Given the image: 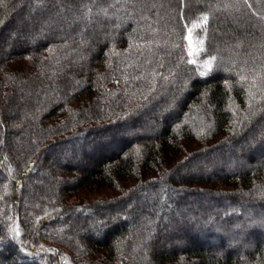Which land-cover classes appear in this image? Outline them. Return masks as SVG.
I'll return each mask as SVG.
<instances>
[{"label": "trees", "instance_id": "16d2710c", "mask_svg": "<svg viewBox=\"0 0 264 264\" xmlns=\"http://www.w3.org/2000/svg\"><path fill=\"white\" fill-rule=\"evenodd\" d=\"M263 128L264 0H3L0 262L264 264Z\"/></svg>", "mask_w": 264, "mask_h": 264}, {"label": "rangeland", "instance_id": "374dc122", "mask_svg": "<svg viewBox=\"0 0 264 264\" xmlns=\"http://www.w3.org/2000/svg\"><path fill=\"white\" fill-rule=\"evenodd\" d=\"M242 20L243 21H249L250 19H249V16L242 15ZM254 28H256L260 32L261 29H262V24L258 23L256 25H254ZM188 39H189V37H188ZM192 48H193V46H192ZM145 123H146V126H143V127H145L144 129L146 130V129H148L147 126L150 125V124H153L154 122H153V119L152 118H149L148 120L145 121ZM261 130H262V127H261ZM263 130H264V128H263ZM76 152L78 153V152H80V150L78 151V148H77L76 149ZM125 185L128 186V184H125ZM124 187H125L124 186V183H120L119 184V191L120 190L122 191ZM119 191L118 190L117 191H114V190H105L104 192H96V193L85 192L82 196H80V201L81 202H79V203H83L86 200L87 201L88 200L89 201H93L94 199H103V198L108 199V198H112L113 196L117 195ZM77 201L78 200H76L74 197L72 198V202H77ZM70 202H71V200H70ZM14 227H15V231L16 232H19L20 228H19L18 224H16V226H14ZM67 255H69L68 254V251L67 250H63L62 253L57 254V257L56 258H58L60 256L61 262H63L65 264V261L66 260L68 261V256ZM0 264H6V263H1L0 262Z\"/></svg>", "mask_w": 264, "mask_h": 264}, {"label": "snow or ice", "instance_id": "6c2138e0", "mask_svg": "<svg viewBox=\"0 0 264 264\" xmlns=\"http://www.w3.org/2000/svg\"><path fill=\"white\" fill-rule=\"evenodd\" d=\"M0 4H3V0H0ZM204 20H207V17H204Z\"/></svg>", "mask_w": 264, "mask_h": 264}]
</instances>
